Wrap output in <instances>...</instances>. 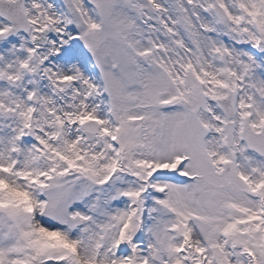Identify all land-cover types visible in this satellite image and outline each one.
Returning <instances> with one entry per match:
<instances>
[{
  "label": "snow or ice",
  "instance_id": "obj_1",
  "mask_svg": "<svg viewBox=\"0 0 264 264\" xmlns=\"http://www.w3.org/2000/svg\"><path fill=\"white\" fill-rule=\"evenodd\" d=\"M0 264H264V0H0Z\"/></svg>",
  "mask_w": 264,
  "mask_h": 264
}]
</instances>
